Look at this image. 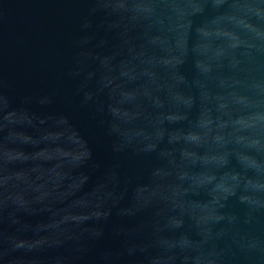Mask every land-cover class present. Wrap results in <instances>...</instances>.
Wrapping results in <instances>:
<instances>
[{
    "label": "water",
    "instance_id": "obj_1",
    "mask_svg": "<svg viewBox=\"0 0 264 264\" xmlns=\"http://www.w3.org/2000/svg\"><path fill=\"white\" fill-rule=\"evenodd\" d=\"M0 264H264V0H0Z\"/></svg>",
    "mask_w": 264,
    "mask_h": 264
}]
</instances>
